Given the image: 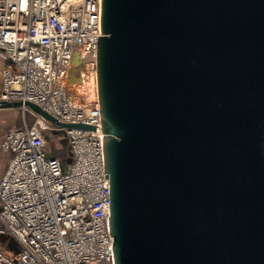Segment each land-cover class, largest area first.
Listing matches in <instances>:
<instances>
[{"label": "water", "instance_id": "1", "mask_svg": "<svg viewBox=\"0 0 264 264\" xmlns=\"http://www.w3.org/2000/svg\"><path fill=\"white\" fill-rule=\"evenodd\" d=\"M100 26V125H60L102 136L114 264H264V0H101Z\"/></svg>", "mask_w": 264, "mask_h": 264}, {"label": "built area", "instance_id": "2", "mask_svg": "<svg viewBox=\"0 0 264 264\" xmlns=\"http://www.w3.org/2000/svg\"><path fill=\"white\" fill-rule=\"evenodd\" d=\"M100 20L101 0H0V100L30 101L57 121L18 107L22 125L0 142L9 154L0 178V264H114L102 136L60 125H100ZM75 51L95 93L88 102L68 82ZM64 141L68 171L55 149Z\"/></svg>", "mask_w": 264, "mask_h": 264}, {"label": "rangeland", "instance_id": "3", "mask_svg": "<svg viewBox=\"0 0 264 264\" xmlns=\"http://www.w3.org/2000/svg\"><path fill=\"white\" fill-rule=\"evenodd\" d=\"M74 86L75 87H77L78 88V92H77V94L78 95H81V93H82V95H83V98L88 102V101H90V100H92V98L91 99H89L87 96H89V95H93L92 94V88H90V85L88 84L87 85V88H85V85L84 86H79V85H77V83L75 84L74 83ZM84 88V89H83ZM87 92H86V91ZM81 91V92H80ZM87 93V94H86ZM16 113H19V114H17V115H19V117L18 116H16V117H18V118H14L15 120H14V123L13 124H16L18 121H19V123H20V121H21V123L23 122V117H24V115L23 114H21V112H19L18 110L16 111V110H14V112H13V115H15ZM27 119H28V117H27ZM15 121H16V123H15ZM45 134L47 135V136H49V132H48V130H45ZM46 136V137H47ZM54 138H59L58 136H55ZM49 141V140H48ZM56 149V152H58L59 154H60V161H61V164H62V166H63V169L64 170H66V171H68L69 170V167H70V164H71V158L70 157H67V158H65L67 155H68V150H67V147H66V142L64 141L63 143H61L60 145L58 144L57 145V148H55ZM54 149V147H51L50 146V144L48 145V151H47V156H49V155H51V152L52 151H54L55 150ZM8 158H9V155H8V153L7 152H0V159H1V161H2V163H3V165H4V167L7 165V161H8ZM1 173H2V170H0V175H1Z\"/></svg>", "mask_w": 264, "mask_h": 264}, {"label": "crops", "instance_id": "4", "mask_svg": "<svg viewBox=\"0 0 264 264\" xmlns=\"http://www.w3.org/2000/svg\"><path fill=\"white\" fill-rule=\"evenodd\" d=\"M2 65H3V60L0 58V91H1V87H2V83H1L2 82L1 81ZM14 110H16V111L18 110L19 112H21V110L18 108H0V142L3 140L6 132L9 129L20 127L23 123V122L21 123V121H20V123H19V121L16 123V121H15L16 124H13L14 120L19 117V115H17L19 113H16L15 115H13ZM21 114H22V112H21ZM16 116H18V117H16ZM8 161H9V158H8ZM8 161H7V164H8ZM6 167H7V165L4 167V165L0 159V170H2L0 178L3 175Z\"/></svg>", "mask_w": 264, "mask_h": 264}, {"label": "bare ground", "instance_id": "5", "mask_svg": "<svg viewBox=\"0 0 264 264\" xmlns=\"http://www.w3.org/2000/svg\"><path fill=\"white\" fill-rule=\"evenodd\" d=\"M86 73H87V70L81 75V77H82L81 81L77 82V85H79V86H84V85H85V88H87L88 80H89V77L86 78ZM75 84H76V83H75ZM75 88L77 89V91H79L77 87H75ZM83 89H84V88H83ZM85 91H86V90H85ZM86 92H87V91H86ZM86 94H87V93H86ZM92 94H93V95H89V96H87V97H88L89 99H91L92 96H93V97L95 96V93H93V91H92ZM92 99H93V98H92ZM85 113H86V114H89V113H90L89 108H86V109H85Z\"/></svg>", "mask_w": 264, "mask_h": 264}]
</instances>
